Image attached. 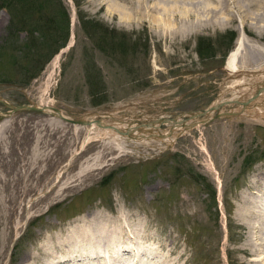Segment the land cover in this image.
I'll return each instance as SVG.
<instances>
[{"label": "rangeland", "instance_id": "374dc122", "mask_svg": "<svg viewBox=\"0 0 264 264\" xmlns=\"http://www.w3.org/2000/svg\"><path fill=\"white\" fill-rule=\"evenodd\" d=\"M59 1L68 37L51 57L50 47L30 42L42 37L46 18L35 21L41 32L24 26L9 36L12 15L0 7V99L8 105L49 106L69 119L105 117L124 128L133 117L186 119L223 101H246L264 86V0ZM57 8L46 7V16L58 19ZM98 100L105 102L94 106ZM7 111L0 102V115ZM49 111L0 118V264H57L67 233L97 226L139 234L155 249V264L251 263L248 237L255 244L262 234L249 231L252 217L241 202L247 197L256 216L264 214V196L252 187L264 171V94L239 115L174 128L171 136V126L157 125L151 133L165 140L118 141L95 126L85 142L90 127ZM240 111L235 104L219 109ZM144 130L134 135L149 136Z\"/></svg>", "mask_w": 264, "mask_h": 264}, {"label": "bare ground", "instance_id": "6f19581e", "mask_svg": "<svg viewBox=\"0 0 264 264\" xmlns=\"http://www.w3.org/2000/svg\"><path fill=\"white\" fill-rule=\"evenodd\" d=\"M153 1V0H152ZM174 1V0H173ZM184 1V0H183ZM143 3V2H141ZM156 3V2H155ZM175 3V2H174ZM225 4V3H224ZM168 6V5H167ZM225 6V5H224ZM223 6V7H224ZM173 7V6H172ZM183 7V6H182ZM226 7V6H225ZM175 8V6H174ZM178 8V7H177ZM128 9V8H127ZM126 10V9H125ZM150 10V9H149ZM174 10V9H172ZM180 10V9H179ZM178 10V11H179ZM154 11V9H153ZM157 11V9H155ZM215 11V9H214ZM185 12V11H184ZM175 13V11H174ZM217 13V12H216ZM190 14V12H189ZM216 17V15H214ZM162 17V16H161ZM161 17L156 19V22L160 23L162 26H169L167 25V21H164ZM164 17V16H163ZM168 17V16H167ZM127 18L129 19L130 16L128 15ZM173 18V15H172ZM168 19V18H167ZM167 22V23H166ZM174 24V20H173ZM242 41V40H241ZM242 42H240V39L237 42V48L232 52L230 55L227 65L228 70L231 72H237L238 67L236 63L237 58V51L241 47ZM241 50V49H240ZM41 106V105H40ZM38 106V107H40ZM50 108L49 106H42ZM50 112V111H49ZM52 112V111H51ZM54 113V112H53ZM55 114V113H54ZM99 115V114H97ZM104 115V114H103ZM95 116V115H93ZM93 121V120H91ZM88 130V136L85 139V142L90 139V133L92 132V129L94 130L95 125L91 124ZM104 130H110L105 127H98ZM179 129V128H177ZM111 131V130H110ZM183 131V130H182ZM181 131V132H182ZM93 133H91L92 135ZM96 134V133H95ZM100 135V134H98ZM118 141L124 140L123 137L118 134H115ZM134 135V134H133ZM144 136V135H143ZM99 137H96V139ZM133 141L140 140V136H132ZM120 139V140H119ZM130 139V138H129ZM166 138L162 139L165 140ZM92 140V139H91ZM128 141V140H127ZM90 142V140H89ZM84 144V143H83ZM115 145H119L116 144ZM122 145V144H121ZM120 147V146H119ZM122 147V146H121ZM102 154V153H101ZM30 173V172H27ZM32 174V173H31ZM26 175V174H25ZM29 175V174H28ZM27 175V177H28ZM34 175V174H33ZM30 176V175H29ZM32 176V175H31ZM42 176V175H41ZM26 178V177H25ZM31 178V177H30ZM38 178V175H37ZM24 180V179H23ZM19 181V180H18ZM29 182V181H27ZM27 184V183H26ZM30 185V184H29ZM45 185V184H44ZM47 185V184H46ZM13 186V185H12ZM25 186V184H24ZM35 186V185H34ZM45 187V186H44ZM255 190H257L258 193L262 194L261 196H264V171L259 172L256 174L254 180H253V186ZM8 189V188H7ZM15 189V188H14ZM22 189V188H20ZM27 189V187H26ZM66 189V188H65ZM5 190V189H4ZM3 190V191H4ZM29 189H27L28 191ZM36 190V189H35ZM32 191V190H31ZM54 191V190H53ZM1 192V191H0ZM21 192V191H20ZM19 192V193H20ZM58 192V191H57ZM60 192V189H59ZM7 193V191H6ZM34 193V192H33ZM256 193V192H255ZM27 194V193H26ZM57 194V193H56ZM59 194V193H58ZM25 195V194H23ZM29 195V194H28ZM9 197V196H8ZM14 197V196H13ZM12 197V198H13ZM250 197V196H249ZM4 198V197H3ZM15 198V197H14ZM19 198V197H18ZM252 199V198H251ZM260 199V197H259ZM14 200V199H13ZM21 200V199H19ZM256 200V199H255ZM43 201V200H42ZM252 201V200H251ZM13 202V201H12ZM23 202V201H22ZM259 202V201H258ZM1 203V202H0ZM4 203V202H3ZM242 211L243 214L246 216L247 220L251 218L249 221L247 227L249 231L255 230L256 227H260L261 234L259 237V243L255 242V244H252L251 236L248 237V244L250 243L253 247L247 253H250V255L253 256V260H251L250 264H264V214L256 216L254 213V209L252 208V205L254 204V201L249 203V199L247 197H242ZM9 205V204H8ZM15 205V204H14ZM17 205V204H16ZM39 205V204H37ZM20 206V205H19ZM36 206V205H35ZM6 207V206H5ZM15 207V206H14ZM34 207V206H33ZM4 210V209H3ZM15 210V209H14ZM7 211V210H6ZM11 212V211H10ZM9 212H7L8 214ZM16 214V213H15ZM94 215V214H93ZM17 216V215H16ZM11 217V216H10ZM98 217V216H97ZM5 218V217H4ZM17 218V217H16ZM15 218V219H16ZM23 218V216H22ZM21 218V219H22ZM115 218V217H114ZM81 219V218H80ZM84 220V219H83ZM17 222V221H16ZM8 223V222H7ZM79 223V221H78ZM17 225V224H16ZM84 225V223H83ZM102 225V224H100ZM20 226V225H18ZM99 230L97 232H90L89 230L84 229L83 231L74 230L73 233H67L64 239H66L69 242L68 250L65 251V253H61V256H57V264L63 263V264H155L154 258L151 257V255L154 254L155 249L146 247L144 245V242L140 238L139 234H131L130 232L120 233L118 231H115L113 229H102V227L97 226ZM139 228V227H138ZM13 230V229H12ZM20 230V229H19ZM142 233V232H141ZM250 233V232H249ZM254 233V232H253ZM60 234V233H59ZM258 236V235H257ZM263 236V237H262ZM258 238V237H257ZM49 239V238H48ZM256 241V240H255ZM59 242V241H58ZM46 243V242H45ZM261 250H260V249ZM249 249V248H248ZM246 251V249H245ZM44 253V252H43ZM51 253V252H50ZM255 257V258H254ZM52 258H55V256H52ZM55 258V259H56ZM51 259V258H50ZM60 262V263H59ZM175 262V261H174ZM50 264V263H49ZM170 264V263H169Z\"/></svg>", "mask_w": 264, "mask_h": 264}, {"label": "water", "instance_id": "95a60500", "mask_svg": "<svg viewBox=\"0 0 264 264\" xmlns=\"http://www.w3.org/2000/svg\"><path fill=\"white\" fill-rule=\"evenodd\" d=\"M252 75H254V74H252ZM230 79H231L230 77L227 78V80H230ZM263 93H264V86H262V87L258 86L256 88V90L254 91V93L252 94V96L249 99H247L246 101H237V100L223 101V102L218 103L216 105H212V106L208 107L207 109H203V110L195 112V113H189V116L186 119H181L179 121L176 118L140 121V120L136 119L135 117H133L134 119H128V120H126V122H122L120 118H115V117H112L110 115L107 116V118L111 119V121L122 122L123 124L126 123L125 124L126 127L124 129H119L115 125H112V124H105L102 120V119H105V117L99 118V119H94L93 121H86V120H81V119H69V118L64 117L58 109L47 108V107H36V106H31V105L13 106V105H8L7 103L2 101L1 99H0V102L6 108H8V111L5 112L4 114L0 115V118H2L3 116L8 117L12 113L23 111V110L24 111H32V112H42L45 110H50V111L55 112L56 116L59 119L64 120L67 123L72 124V125L89 126V125L93 124L96 127L108 128L111 131L115 132L116 134L123 136V137L130 138V139H133L132 136H136V135H133L134 132L146 133V131L144 129L147 128V129H150L149 130V132H150L149 136L145 137L142 135H138L141 137V139H146V140H148V139H164V138H166L167 135L171 136L174 128H182L183 130H189V129H192L198 125L206 124L211 119L213 120V119L222 118V117H226V116L239 115V114H241V112H243L248 107L249 104L254 102ZM232 104L240 106L241 111L239 113H232V112L220 113L219 112L220 108L225 107L227 105H232ZM212 113H215V115L212 118L204 119L202 121H198L199 119L207 118ZM132 124H134V125L132 126ZM157 125L158 126L159 125H169V126H171L170 127L171 129L168 131L167 135H162V134L154 135L151 132H152V130H157Z\"/></svg>", "mask_w": 264, "mask_h": 264}, {"label": "trees", "instance_id": "16d2710c", "mask_svg": "<svg viewBox=\"0 0 264 264\" xmlns=\"http://www.w3.org/2000/svg\"><path fill=\"white\" fill-rule=\"evenodd\" d=\"M49 5L52 7H58L57 9L59 20L56 17H54V19H51L46 16L47 12H45V10L46 7H48ZM0 7L7 9L12 15L9 28L10 30L8 31L9 36L12 31L13 34H16L17 30L24 26H26L28 31L31 32L30 34H33L35 31L41 32L40 28L36 27H39V25L35 21H39L46 18V20H44L45 22L43 21V24L41 26V28H43V31L41 32L42 37L34 38V41H30L33 47H39L41 45V42H43L44 45L50 47V52H48V56L51 57L52 55L56 54L61 47L65 45L68 37L69 22L67 14L62 8L63 6L59 0H57V2H55V0H0ZM52 31L54 32V34H52ZM53 35H55V38ZM225 36L227 35L222 36V38L220 37V39H225ZM232 38L233 35L230 37L231 43ZM212 45L209 44L207 49L212 50ZM202 50L203 48L201 46V43L199 42L197 46V51L200 55L202 54ZM41 69L42 68H40L39 72L41 71ZM38 73L34 76L38 75ZM34 76L31 78H34ZM95 93H98V90ZM104 102V100H98L93 105L98 106L100 104H103Z\"/></svg>", "mask_w": 264, "mask_h": 264}]
</instances>
